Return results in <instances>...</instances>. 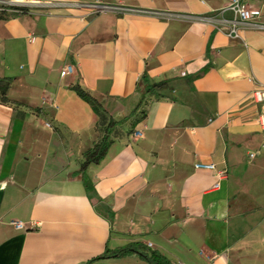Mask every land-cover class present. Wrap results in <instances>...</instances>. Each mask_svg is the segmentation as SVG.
<instances>
[{"label": "crops", "instance_id": "0c3cea01", "mask_svg": "<svg viewBox=\"0 0 264 264\" xmlns=\"http://www.w3.org/2000/svg\"><path fill=\"white\" fill-rule=\"evenodd\" d=\"M91 1L0 0V264H86L130 243L169 264H264L263 136L250 98L264 85V29L218 31L231 0H99L177 18L76 6ZM241 1L264 26V0ZM66 64L74 71L62 75ZM142 76L160 85L145 93ZM109 120L102 161L78 174ZM198 162L225 173L218 189Z\"/></svg>", "mask_w": 264, "mask_h": 264}, {"label": "built area", "instance_id": "2783aa9c", "mask_svg": "<svg viewBox=\"0 0 264 264\" xmlns=\"http://www.w3.org/2000/svg\"><path fill=\"white\" fill-rule=\"evenodd\" d=\"M76 6L85 9L89 14L99 15V14H114L118 16L128 15V14H137L145 16H154L162 18H177V15L164 13L149 9H144L136 6H126L123 3H109L102 2L99 0H94L91 2L78 3ZM219 13L226 14L225 18L221 19L220 22L216 24L218 31L223 32L226 37L233 38L237 36V30L243 26L255 28V29H264V26H261L256 22V18L259 16V12L256 10L249 9L246 4L241 0H231L228 4L219 10ZM205 19V17L201 18ZM74 68L71 64H66L62 70L61 74H71L73 73ZM250 98L253 99V102L259 105V115L258 123L261 134L263 136L262 148L264 149V85L256 86L250 93ZM249 157H253V154H249ZM195 169L211 171L215 177V182L212 186V189H218L219 183L222 179L225 178V173L221 170H217L213 163H195ZM15 229H23V224L18 221H12L10 223Z\"/></svg>", "mask_w": 264, "mask_h": 264}, {"label": "trees", "instance_id": "16d2710c", "mask_svg": "<svg viewBox=\"0 0 264 264\" xmlns=\"http://www.w3.org/2000/svg\"><path fill=\"white\" fill-rule=\"evenodd\" d=\"M0 78V102L6 103L8 101L6 94L8 90L9 80L4 81ZM142 85V91L147 93L148 91H152L155 87H158L160 84H151L147 85V81L145 76H142L137 83V87ZM75 91L79 97L88 101L94 112L99 115V104L89 95L85 94L78 87L75 88ZM116 122L109 120L107 124L103 127V135L99 142L94 144L92 148H89L81 153L83 162L79 168L78 174L84 172L89 164H97L102 161L104 157L108 145H109V135L112 129L115 127ZM84 182V180H83ZM85 188H88V184L85 182ZM137 255L141 260L145 261L147 264H169L168 261L162 257L160 254H157L154 251H148L146 248L139 243H130L127 246L118 248L116 250H105L100 256L97 257L86 264H93L94 261H98L100 259H109V258H122L129 255Z\"/></svg>", "mask_w": 264, "mask_h": 264}]
</instances>
